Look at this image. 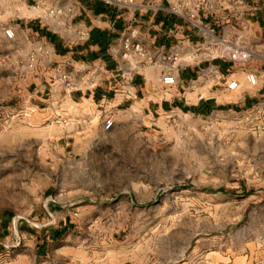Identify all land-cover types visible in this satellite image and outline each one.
Listing matches in <instances>:
<instances>
[{
    "label": "crops",
    "instance_id": "1",
    "mask_svg": "<svg viewBox=\"0 0 264 264\" xmlns=\"http://www.w3.org/2000/svg\"><path fill=\"white\" fill-rule=\"evenodd\" d=\"M178 1L135 0L134 6H118L104 0H0V38L11 57L9 95L0 97V125L22 131L18 140H34L40 151L48 135L56 143L65 141L59 148L64 151L68 139L82 149L79 136L110 133L120 121L142 114L204 119L220 111L264 109V0H184L186 14H195L211 37L174 12ZM53 7L65 16L44 18L43 11ZM7 28L14 30L13 40L5 37ZM80 28L89 32L86 41L77 40ZM128 38L143 48V56L124 57ZM231 45L247 49L250 59L230 61ZM199 47L202 51L193 59ZM167 74L176 77V84L161 82ZM250 74L255 85L248 81ZM232 81L238 82L236 90L228 89ZM108 117L115 124L111 131L103 128ZM79 191L55 189L46 197L42 229L18 224L10 211L3 212L0 246L7 250L13 241L33 242L38 264H124L82 255L85 247L73 222L74 212L82 208L75 204L85 196ZM21 259L30 264L26 255ZM259 260L264 262V255H247L245 264ZM171 262L140 259L130 264Z\"/></svg>",
    "mask_w": 264,
    "mask_h": 264
},
{
    "label": "rangeland",
    "instance_id": "2",
    "mask_svg": "<svg viewBox=\"0 0 264 264\" xmlns=\"http://www.w3.org/2000/svg\"><path fill=\"white\" fill-rule=\"evenodd\" d=\"M10 59L0 38L1 98L9 95ZM22 136L0 125V218L10 211L18 224L42 229L46 197L80 190L75 232L82 255L96 261L245 264L247 255H264L262 108L204 119L142 114L110 133L79 136L82 149L68 139L60 151L65 141L48 135L40 151ZM13 242L0 246V264H27L23 255L38 264L33 242Z\"/></svg>",
    "mask_w": 264,
    "mask_h": 264
},
{
    "label": "built area",
    "instance_id": "3",
    "mask_svg": "<svg viewBox=\"0 0 264 264\" xmlns=\"http://www.w3.org/2000/svg\"><path fill=\"white\" fill-rule=\"evenodd\" d=\"M107 4H115L118 6H134L135 5V0H104ZM234 1L238 4H243V0H230ZM184 0H179L177 5L173 8L174 12L177 14H180L195 27L198 29L202 30L205 36L211 37L212 34L206 30L202 25L196 21V16L195 14H186L185 12V6H184ZM43 7V3L41 2V6ZM65 16V12L63 9L58 8V7H53V8H46L43 11V17L55 21L58 18ZM4 35L7 39L13 40L15 37V32L12 28H7L4 30ZM76 36L77 40L79 42L86 41L89 37V32L86 29L80 28L76 31ZM135 37V33H131V38ZM131 38L126 39L125 41V48H126V53L124 57H131V56H143L144 55V50L139 44H132ZM201 47L198 48V51L195 55H193V59H196L199 57L200 52H201ZM227 57L230 61L236 62V63H244L247 62L251 55L247 49L240 45H231L228 48L227 51ZM33 57H31L32 59ZM176 60V57H175ZM66 78V77H65ZM248 81L250 84L255 85L256 84V77L255 75H248ZM176 77L173 74H167L162 77L161 82L166 85V86H172L176 84ZM238 88V82L232 81L228 84V89L230 90H236ZM114 120L111 117H108L105 119L103 128L105 131H111L114 128ZM255 264H264L263 261L256 262Z\"/></svg>",
    "mask_w": 264,
    "mask_h": 264
}]
</instances>
